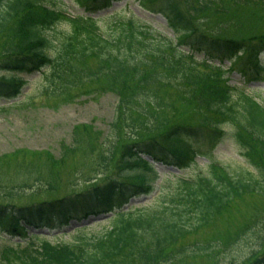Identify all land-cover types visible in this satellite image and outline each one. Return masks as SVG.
I'll return each mask as SVG.
<instances>
[{
    "label": "trees",
    "instance_id": "16d2710c",
    "mask_svg": "<svg viewBox=\"0 0 264 264\" xmlns=\"http://www.w3.org/2000/svg\"><path fill=\"white\" fill-rule=\"evenodd\" d=\"M77 1L85 14L71 15L61 0H0V97L20 95L29 83L24 73L42 75L44 95L104 83L117 96L101 171L81 174L62 192L50 178L30 202L0 201V231L11 239L0 257L14 264H172V247L245 193L264 195V102L248 90L251 80L264 81V32L247 36L227 18L242 9L264 21V0H135L163 16L166 29L132 13L94 16L120 0ZM236 69L245 82H231ZM180 105L197 115L173 122L168 110L175 116ZM225 139L252 169L219 159L214 148ZM197 141L211 148H195ZM154 163L179 173L161 177ZM142 196L150 202L132 203ZM101 214L109 225L96 237L49 238L71 220ZM260 247L242 264H264V239ZM212 248L196 243L182 257Z\"/></svg>",
    "mask_w": 264,
    "mask_h": 264
},
{
    "label": "rangeland",
    "instance_id": "374dc122",
    "mask_svg": "<svg viewBox=\"0 0 264 264\" xmlns=\"http://www.w3.org/2000/svg\"><path fill=\"white\" fill-rule=\"evenodd\" d=\"M61 1L64 9L71 15L86 13L77 0ZM118 11L127 15L132 13L157 27L165 28L163 16L150 14L135 0L114 2L108 10L99 11L94 16L103 17ZM257 13V20L255 13L242 12V9L227 18L237 26V31L249 36L255 32H264V21L259 16L260 13ZM3 46V41L0 40V57ZM228 63L226 61L225 66ZM22 75L29 82L23 92L15 99L0 97V201L17 204L39 198L31 192L50 178L55 186L59 185L56 189L62 192L73 188V184L80 181L81 174L90 175L101 171L99 161L103 158H100L99 153L107 148L103 140L109 133L117 105V96L104 83L54 97L42 93L45 79L41 74ZM230 77L232 83L245 82L241 70H233ZM248 86L250 93L255 94L263 103L264 81L251 80ZM167 93L170 99V93ZM171 111L168 110V118L173 122L197 115L193 106H178L179 113L175 116ZM126 133L127 130H121L120 135L124 140L127 138ZM194 144L195 148L209 149L212 142L197 141ZM214 152H219V159L227 165L237 163L252 169L237 154L236 145L231 139L223 140L214 148ZM201 156L198 159L200 164L205 160ZM261 161L264 165V153ZM154 166L160 176L162 172L178 173L172 166L167 168L159 163H154ZM44 196L43 191L41 198ZM150 200L149 196H142L132 200V203L138 206L148 204ZM218 217L212 225L194 232L168 251L169 258L175 256L172 264H242L245 259L259 251L260 242L264 239L263 194L245 193ZM108 225V220L102 215L90 216L84 223L75 220L68 222L62 229L57 228L60 232H56L57 229L51 230V235L58 236L49 238L63 243L74 242L84 236L96 237ZM10 241V237L0 231V252ZM196 243H210L213 245L212 251L205 255L194 253L182 257L184 251ZM0 264L14 263L0 257Z\"/></svg>",
    "mask_w": 264,
    "mask_h": 264
}]
</instances>
